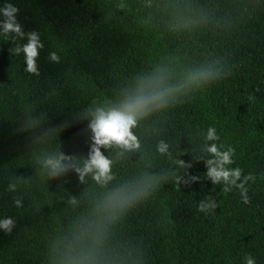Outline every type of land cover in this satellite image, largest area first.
I'll use <instances>...</instances> for the list:
<instances>
[{
  "label": "trees",
  "instance_id": "obj_1",
  "mask_svg": "<svg viewBox=\"0 0 264 264\" xmlns=\"http://www.w3.org/2000/svg\"><path fill=\"white\" fill-rule=\"evenodd\" d=\"M5 3L17 8L20 33L0 31V219L13 220L10 232L0 229V264H54L58 242L86 219L98 225L101 264H244L246 255L264 264V0ZM33 33L43 47L36 72H26L22 46ZM208 68L219 75L138 122L139 151L108 150L111 179L80 181L73 158L90 150V109L141 78L163 73L177 86ZM28 118L42 121L39 132L21 130ZM209 126L235 149L231 167L257 177L246 185L248 204L239 190L213 185L195 160ZM161 140L191 163L179 184L167 178L176 165L157 151ZM55 149L69 158L64 171L42 176L35 157ZM146 175L159 178L146 195L97 217L108 193L138 190ZM188 176L198 179L185 184ZM205 196L219 204L208 215L197 210Z\"/></svg>",
  "mask_w": 264,
  "mask_h": 264
},
{
  "label": "clouds",
  "instance_id": "obj_2",
  "mask_svg": "<svg viewBox=\"0 0 264 264\" xmlns=\"http://www.w3.org/2000/svg\"><path fill=\"white\" fill-rule=\"evenodd\" d=\"M17 8L5 3L0 8V14L5 18L0 22V31L20 33V25L16 21ZM43 45L38 44L35 33L30 34L28 43L22 46L25 54L26 72H36V60L39 53L37 48ZM51 59L56 60L55 54H51ZM219 75L218 71L211 68L198 69L188 73L185 83L172 86L166 82L163 73L138 80L133 86L125 90L116 101L105 103L103 106L90 109L83 118H90L88 129L90 130V150L85 157L73 158V166L79 174L81 182L85 176L91 174V178L101 184L111 179V167L113 160L106 155L109 149L119 150L123 155L126 152L139 151L140 142L132 131L138 126V122L150 113L168 107V101L174 93L182 88L192 85H200L208 82ZM254 100V96L249 97ZM42 128V121L28 118L22 131L36 133ZM53 131V130H50ZM49 132H44L41 137L48 136ZM202 143L198 149L197 161H203L206 177L213 185H220L225 192H231L233 188L239 190L240 197L244 204L250 202L248 196V182L255 183L257 177L251 173L242 175L240 167H231L235 163V149L228 144L221 142V138L215 126H209L201 133ZM159 153H168L169 159L176 165V169L169 173L168 179L175 180L179 184L181 177L178 172L182 168L191 167V163L186 164L179 159L181 153L174 152L172 146L164 140L157 143ZM104 149L102 152L101 149ZM171 149V151H169ZM69 159L58 149L42 153L35 157V162L44 165L41 175L55 177L64 171L62 161ZM79 165V166H76ZM187 175V173H185ZM158 177L146 175L140 181L138 190L128 192L125 189H118L108 193L97 205V217H108L114 214L115 210L124 207L131 199L146 195L148 190L155 186ZM197 176H188L184 181L189 184L197 180ZM75 203V201H72ZM19 202L17 201V204ZM219 206L218 201L213 196H205L198 203V211L205 215L213 213ZM13 220L5 216L0 219V229L5 232L11 231ZM100 231L98 225L93 220L80 222L67 236L62 238L56 247L54 264H101L99 255ZM244 264H256V260L251 255L244 257Z\"/></svg>",
  "mask_w": 264,
  "mask_h": 264
}]
</instances>
